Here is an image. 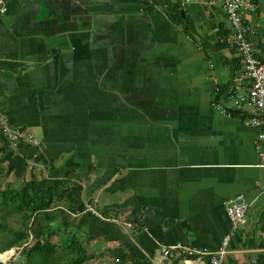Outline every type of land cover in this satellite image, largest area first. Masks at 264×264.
Wrapping results in <instances>:
<instances>
[{
    "label": "crops",
    "instance_id": "0c3cea01",
    "mask_svg": "<svg viewBox=\"0 0 264 264\" xmlns=\"http://www.w3.org/2000/svg\"><path fill=\"white\" fill-rule=\"evenodd\" d=\"M182 3L0 2V113L47 146L10 147L2 185H80L84 264H205L181 254L163 262L162 249L218 250L232 230L225 203L239 196L247 222L225 264H264V125L218 110L225 98L213 102L243 70L221 43L222 9ZM256 3L248 21L264 50V0Z\"/></svg>",
    "mask_w": 264,
    "mask_h": 264
},
{
    "label": "trees",
    "instance_id": "16d2710c",
    "mask_svg": "<svg viewBox=\"0 0 264 264\" xmlns=\"http://www.w3.org/2000/svg\"><path fill=\"white\" fill-rule=\"evenodd\" d=\"M236 80L228 94L217 89L213 94L214 104H220L223 98L227 101L228 96L238 93ZM240 86L249 88L251 81H245ZM0 144V249H10L29 237L34 227L33 219L37 216L43 217L46 222L42 236L24 250V261L10 264H84L86 252L82 254L78 249L79 245L89 241V237L78 229L79 218L88 209L83 202L82 187L42 179L23 182L21 188H4L3 156L11 146L3 138H0ZM73 214H77L76 217L71 216ZM54 238H58L59 242H54ZM65 250L72 256L64 257L61 251ZM206 262L210 264L208 259Z\"/></svg>",
    "mask_w": 264,
    "mask_h": 264
},
{
    "label": "built area",
    "instance_id": "2783aa9c",
    "mask_svg": "<svg viewBox=\"0 0 264 264\" xmlns=\"http://www.w3.org/2000/svg\"><path fill=\"white\" fill-rule=\"evenodd\" d=\"M1 2V0H0ZM257 0H183L182 7L194 3H203L208 7L221 8L224 13L225 35L221 43L234 48L242 56L244 68L242 75L236 80L238 93L228 96L227 108L219 106L218 110L232 117L235 113H249V125L258 129L264 125V50L256 41L257 31L248 21L249 17L257 11ZM7 13V9H0V17ZM245 81H251V86H240ZM0 138L5 139L13 149L23 146L46 149L43 143L31 132L8 125L5 117L0 113ZM264 134L259 136L256 150L259 162L264 165V149L261 142ZM226 212L231 222L230 235L224 238L221 247L216 251L207 248L175 245L162 249L165 259L172 255H185L189 258H198L208 264H225L226 255L231 236L238 232L247 222L249 203L244 196H239L225 203ZM2 262H0L1 264Z\"/></svg>",
    "mask_w": 264,
    "mask_h": 264
},
{
    "label": "rangeland",
    "instance_id": "374dc122",
    "mask_svg": "<svg viewBox=\"0 0 264 264\" xmlns=\"http://www.w3.org/2000/svg\"><path fill=\"white\" fill-rule=\"evenodd\" d=\"M8 123V122H7ZM9 125V124H8ZM10 126V125H9ZM44 146H45V148L47 149V146L45 145V144H43ZM45 149V150H46ZM25 216V215H24ZM71 216H73V215H71ZM35 220V222L37 223L38 221H36V218L35 219H33V221ZM35 222H34V224H35ZM39 229H35V233H33L32 232V230H31V232H30V236L29 237H26V238H23V240H29V244L28 245H34L35 244V242L37 241V239L40 237V236H42V234L44 233V230H43V228L44 227H46V222H45V219L43 218V217H40V220H39ZM43 227V228H42ZM54 242H59V240H58V238H54V240H53ZM23 243V242H22ZM17 244H19L20 245V242H18ZM16 244V245H17ZM26 244V243H25ZM28 245H26V246H22V245H20V250L17 252V255L16 256H14L9 262H2L1 264H10V263H14V262H21V261H24V259L23 258H25L24 257V255H23V252H24V250L28 247ZM13 248V247H12ZM11 249V248H10ZM6 250H9V249H6ZM6 250H1L2 252H4V251H6ZM61 254L64 256V257H66V256H72V254L68 251V250H65V251H61ZM169 258H171V257H169ZM169 258H167V259H165L163 262H165V261H169Z\"/></svg>",
    "mask_w": 264,
    "mask_h": 264
},
{
    "label": "bare ground",
    "instance_id": "6f19581e",
    "mask_svg": "<svg viewBox=\"0 0 264 264\" xmlns=\"http://www.w3.org/2000/svg\"><path fill=\"white\" fill-rule=\"evenodd\" d=\"M19 242H20V245L22 246H26L29 244V240L27 241V240L22 239ZM20 245L17 244L13 248L6 250L4 252L0 250V262H6V263L9 262L14 256L17 255V252L20 250Z\"/></svg>",
    "mask_w": 264,
    "mask_h": 264
},
{
    "label": "water",
    "instance_id": "95a60500",
    "mask_svg": "<svg viewBox=\"0 0 264 264\" xmlns=\"http://www.w3.org/2000/svg\"><path fill=\"white\" fill-rule=\"evenodd\" d=\"M0 250H6V249H0Z\"/></svg>",
    "mask_w": 264,
    "mask_h": 264
}]
</instances>
